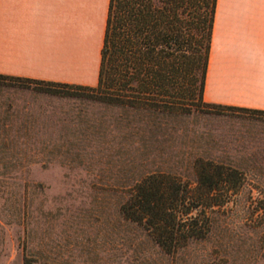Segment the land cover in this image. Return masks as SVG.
Wrapping results in <instances>:
<instances>
[{
    "label": "rangeland",
    "instance_id": "obj_1",
    "mask_svg": "<svg viewBox=\"0 0 264 264\" xmlns=\"http://www.w3.org/2000/svg\"><path fill=\"white\" fill-rule=\"evenodd\" d=\"M60 89L0 79V264H264V113L203 106L123 135L121 110ZM197 158L244 182L169 253L121 213L122 186L155 171L196 184Z\"/></svg>",
    "mask_w": 264,
    "mask_h": 264
},
{
    "label": "trees",
    "instance_id": "obj_2",
    "mask_svg": "<svg viewBox=\"0 0 264 264\" xmlns=\"http://www.w3.org/2000/svg\"><path fill=\"white\" fill-rule=\"evenodd\" d=\"M218 0H110L98 83L69 84L0 74L89 91L98 102L121 110V134L164 128V120L191 114L203 106L264 110L205 101L212 32ZM147 145V144H146ZM196 184L166 171L149 172L123 185L120 206L125 218L145 228L169 253L205 238L212 227L210 212L225 204L244 182L238 169L214 160L193 162ZM218 192L226 194L218 197Z\"/></svg>",
    "mask_w": 264,
    "mask_h": 264
},
{
    "label": "crops",
    "instance_id": "obj_3",
    "mask_svg": "<svg viewBox=\"0 0 264 264\" xmlns=\"http://www.w3.org/2000/svg\"><path fill=\"white\" fill-rule=\"evenodd\" d=\"M110 0H0V74L98 83ZM205 101L264 110V0H218Z\"/></svg>",
    "mask_w": 264,
    "mask_h": 264
}]
</instances>
